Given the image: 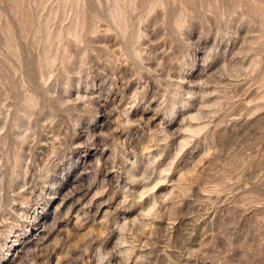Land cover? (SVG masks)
Listing matches in <instances>:
<instances>
[{
    "label": "rangeland",
    "instance_id": "rangeland-1",
    "mask_svg": "<svg viewBox=\"0 0 264 264\" xmlns=\"http://www.w3.org/2000/svg\"><path fill=\"white\" fill-rule=\"evenodd\" d=\"M0 264H264V0H0Z\"/></svg>",
    "mask_w": 264,
    "mask_h": 264
}]
</instances>
